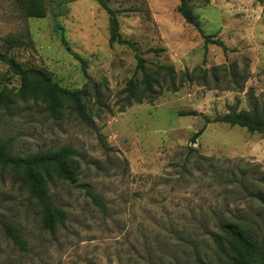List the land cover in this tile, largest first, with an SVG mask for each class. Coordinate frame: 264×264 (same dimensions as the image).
Listing matches in <instances>:
<instances>
[{"label":"rangeland","instance_id":"1","mask_svg":"<svg viewBox=\"0 0 264 264\" xmlns=\"http://www.w3.org/2000/svg\"><path fill=\"white\" fill-rule=\"evenodd\" d=\"M188 1L226 50L205 46L179 12L180 0H108L147 68L175 71L173 82L156 87L155 101L122 109L128 81L143 88L142 73L132 48L110 44V14L97 0L72 1L58 17L71 51L49 10L34 17L30 0H0L1 51L47 70L65 88H84L86 73L99 83L89 85V122L68 104L55 115L41 101L14 96L0 104V140L14 138L13 152L72 146L79 153L75 182L56 174L48 181V200L67 215L54 231L43 227L42 207L21 178L0 165V219L28 243L20 250L0 224V264H230L212 241L224 221L264 240V134L176 115L195 109L214 118L264 107V0ZM19 79L0 60V90L17 93Z\"/></svg>","mask_w":264,"mask_h":264},{"label":"trees","instance_id":"2","mask_svg":"<svg viewBox=\"0 0 264 264\" xmlns=\"http://www.w3.org/2000/svg\"><path fill=\"white\" fill-rule=\"evenodd\" d=\"M75 0H57L51 4L48 0H30L31 6L28 7L29 13L34 17H43L47 10L52 14L55 20L54 28L56 31H63L57 19L66 15L68 4ZM110 14L111 35L110 44H121L132 48L135 51L137 59L136 71L142 73L140 88L134 79L128 81L127 93L124 98V109L133 103L153 102L156 97V87H161V80L168 79L174 81V68L167 65H157L155 70L147 68L143 52L135 42L125 38L121 33L118 10L112 9L108 0H97ZM179 12L185 18L186 22L194 26L205 39V46L216 44L226 50V46L221 39H214L213 35L206 34L202 28L199 17L194 13L193 6L188 0H180L178 7ZM62 42L68 50L71 51L65 37L62 33ZM159 52V49H151ZM78 56V55H76ZM0 60L6 63L10 71L20 77L21 86L17 93L11 95L7 88L0 90V104L8 105V100L13 102L14 96L21 101H41L47 108L48 112L55 115L64 105L68 104L82 118L83 121L89 122L90 114L87 107L89 96V85L98 89L99 83L95 82L87 73L88 84L82 89L72 90L61 86L54 80L52 75L45 69L31 66L24 67L8 51L0 50ZM175 90V87H169ZM161 92V91H160ZM161 94V93H160ZM103 105V104H100ZM178 116H202L205 120V126L213 122H223L232 126H241L251 132H261L264 134V107L259 109L254 107L249 110H233L223 115H217L211 118L209 115H202L198 110H178ZM201 128L192 137L191 141L196 143L199 136L204 132ZM15 139L8 138L0 140V165L11 169L16 176L21 178L22 183L28 189L30 195L39 202L42 207L43 227L49 231H54L58 225H64L67 219L66 212L60 206L54 205L47 198V185L51 174H56L59 178L75 182L78 172V165L75 157L78 152L72 146H62L48 150H39L38 152L23 156L12 151ZM191 150H196L192 148ZM87 194L93 202L103 207V201L100 195L96 194L90 187L86 186ZM264 204V197H259ZM0 224L5 236L10 239L15 246L22 251H28V243L21 232L14 224L7 220L0 219ZM222 235H214L213 240L219 251L226 257L230 264H264V240L259 239L253 232L238 223L224 221L219 226Z\"/></svg>","mask_w":264,"mask_h":264}]
</instances>
